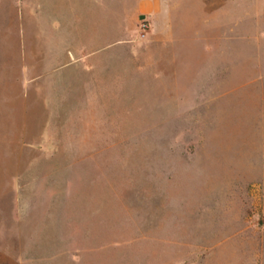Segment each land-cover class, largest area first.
<instances>
[{
    "label": "rangeland",
    "instance_id": "rangeland-1",
    "mask_svg": "<svg viewBox=\"0 0 264 264\" xmlns=\"http://www.w3.org/2000/svg\"><path fill=\"white\" fill-rule=\"evenodd\" d=\"M143 1L10 0L0 264H264V0Z\"/></svg>",
    "mask_w": 264,
    "mask_h": 264
},
{
    "label": "crops",
    "instance_id": "crops-1",
    "mask_svg": "<svg viewBox=\"0 0 264 264\" xmlns=\"http://www.w3.org/2000/svg\"><path fill=\"white\" fill-rule=\"evenodd\" d=\"M162 5L161 0H145L140 3V8L142 11V14L146 13L145 10H148L149 12H153L155 10H158ZM10 0H0V30H5V24H8L10 22ZM56 23L59 24L61 22V17L57 14L56 16ZM93 31L97 35V38L100 37V23L97 22V25L95 28H93Z\"/></svg>",
    "mask_w": 264,
    "mask_h": 264
}]
</instances>
